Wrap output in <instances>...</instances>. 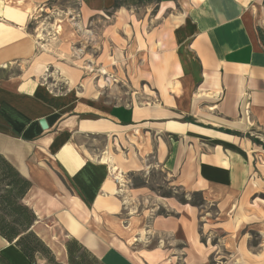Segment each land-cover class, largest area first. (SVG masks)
<instances>
[{"label": "crops", "instance_id": "obj_1", "mask_svg": "<svg viewBox=\"0 0 264 264\" xmlns=\"http://www.w3.org/2000/svg\"><path fill=\"white\" fill-rule=\"evenodd\" d=\"M82 4L91 14L135 8L130 48L140 59L139 87L116 105L52 93L22 69L34 53L29 9L0 4V158L30 181V229L58 264H67L65 244L53 241L45 220L102 264H160V252L114 231V160L91 158L86 146L109 139L119 146L123 137L139 154L142 145L205 202L264 192V0ZM174 210L175 217L156 215L152 228L181 232L188 261L198 212L188 204ZM15 241L0 235V264H39ZM202 257L194 255L195 264Z\"/></svg>", "mask_w": 264, "mask_h": 264}, {"label": "rangeland", "instance_id": "obj_2", "mask_svg": "<svg viewBox=\"0 0 264 264\" xmlns=\"http://www.w3.org/2000/svg\"><path fill=\"white\" fill-rule=\"evenodd\" d=\"M0 4L29 9L34 53L22 69L35 75L52 93L116 105L139 87L140 59L130 48L135 8L91 14L82 0H0ZM120 142V147L114 139L86 146L91 158L103 162L111 157L114 167L119 168H112L114 176L110 177L113 182L118 177L123 180V184L118 180L117 189H113V229L120 238L125 236L128 244L157 250L161 253L157 257L160 264H195L194 255H206L199 264H264V192L255 196L221 194L219 199L205 202L200 194L186 192L170 177L151 151L140 145V153L136 154L135 145L123 137ZM10 184L0 162V216L8 221L11 218L3 210L1 195L10 189ZM25 196L21 201L24 205ZM182 204L198 212V239L192 244L193 254L188 261L181 254L182 233L157 235L151 224L156 215L175 217V207ZM45 222L53 241L66 244L57 229ZM35 236L41 243L33 255L34 262L58 264L57 256Z\"/></svg>", "mask_w": 264, "mask_h": 264}, {"label": "trees", "instance_id": "obj_3", "mask_svg": "<svg viewBox=\"0 0 264 264\" xmlns=\"http://www.w3.org/2000/svg\"><path fill=\"white\" fill-rule=\"evenodd\" d=\"M0 162L11 179L10 189L1 195L4 200L3 210L11 220L8 221L0 216V235L8 242L16 240L15 245L31 262H34L33 255L39 251L38 246L41 241L30 229L35 221L34 213L21 202L31 183L2 158ZM65 248L67 264H102L74 240L66 242Z\"/></svg>", "mask_w": 264, "mask_h": 264}, {"label": "bare ground", "instance_id": "obj_4", "mask_svg": "<svg viewBox=\"0 0 264 264\" xmlns=\"http://www.w3.org/2000/svg\"><path fill=\"white\" fill-rule=\"evenodd\" d=\"M103 162H104V163H109V164H111V160H110L108 157H107V158H104V159H103ZM110 176H111V177L114 176V172L112 173L111 170H110ZM119 176H120V175H119ZM122 179H123V178H122ZM118 180H119L120 183L123 184V180L121 181V178H120V177H118L117 181H118Z\"/></svg>", "mask_w": 264, "mask_h": 264}, {"label": "water", "instance_id": "obj_5", "mask_svg": "<svg viewBox=\"0 0 264 264\" xmlns=\"http://www.w3.org/2000/svg\"><path fill=\"white\" fill-rule=\"evenodd\" d=\"M41 125H42V127L44 128L43 121H41Z\"/></svg>", "mask_w": 264, "mask_h": 264}, {"label": "built area", "instance_id": "obj_6", "mask_svg": "<svg viewBox=\"0 0 264 264\" xmlns=\"http://www.w3.org/2000/svg\"><path fill=\"white\" fill-rule=\"evenodd\" d=\"M116 184H118V182L117 181H114Z\"/></svg>", "mask_w": 264, "mask_h": 264}]
</instances>
